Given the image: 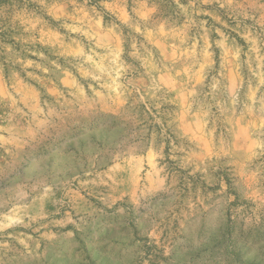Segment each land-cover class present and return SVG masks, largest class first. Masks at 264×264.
Instances as JSON below:
<instances>
[{
    "label": "rangeland",
    "instance_id": "374dc122",
    "mask_svg": "<svg viewBox=\"0 0 264 264\" xmlns=\"http://www.w3.org/2000/svg\"><path fill=\"white\" fill-rule=\"evenodd\" d=\"M0 264H264V0H0Z\"/></svg>",
    "mask_w": 264,
    "mask_h": 264
}]
</instances>
